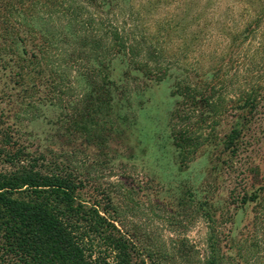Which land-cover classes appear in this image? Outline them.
Wrapping results in <instances>:
<instances>
[{"label":"rangeland","instance_id":"374dc122","mask_svg":"<svg viewBox=\"0 0 264 264\" xmlns=\"http://www.w3.org/2000/svg\"><path fill=\"white\" fill-rule=\"evenodd\" d=\"M166 1L154 13L162 22L184 9L180 0ZM232 1L219 0L212 9L206 53L182 56L184 34L178 31L172 40H162L166 50L176 54L169 55L175 59L166 64L185 68L189 79L196 66L201 72L224 65L209 76L224 79L215 88L221 116L215 122L208 118L212 125L218 122L215 142L182 165L171 136L178 105L173 93L176 75L157 82L133 72L128 82L135 121L121 124L122 138L116 134L106 146L90 143L68 120L85 97L86 86L84 78H78L84 73L78 60L68 62L73 46L63 41L66 22H57L55 44L42 36L52 30L43 22L52 5L41 9L37 0H0V170L17 165L7 157L17 150L57 157L85 180L87 191L99 198L111 195L120 212V229L147 264H264V26L253 27L240 55H226L232 38L221 31L241 23L242 15V6ZM245 16L243 10V30ZM154 18L147 20L150 33L159 23ZM128 67L116 61L113 78L118 80ZM198 79L201 76L193 77ZM254 88L259 90V108L236 125L238 111L229 109V101ZM209 125L203 126L206 133ZM233 128L241 132L231 153L224 140ZM255 195V201L243 203Z\"/></svg>","mask_w":264,"mask_h":264},{"label":"trees","instance_id":"16d2710c","mask_svg":"<svg viewBox=\"0 0 264 264\" xmlns=\"http://www.w3.org/2000/svg\"><path fill=\"white\" fill-rule=\"evenodd\" d=\"M41 1L37 0L41 9L47 7L45 4L53 6L49 18L43 21L52 33L42 36L56 44L59 40L56 24L64 20L67 32L63 41L73 46L67 55L68 62L78 60L84 70L78 78L85 80L86 95L68 119L74 131L86 136L88 142L99 141L104 146L116 134L122 138L125 130L120 125L134 122L136 114L131 106L128 82L131 74L136 72L157 82L176 75L173 93L178 105L172 116L171 136L181 164L187 165L201 148L215 142L218 122L212 123L221 116L222 102L215 99V88L224 79L218 82L217 76L212 79L209 76L224 65H211L201 72L202 67L196 66L193 77L201 76L200 82L193 77L189 79L185 68L166 64V60L175 59L169 55L176 54L168 52L162 40H172L173 33L178 31L184 34L185 42L179 49L182 56L206 53L203 47L211 35L210 14L219 0H180L184 9L164 22L154 13L159 6L168 4L166 0ZM233 4L242 6L241 23L229 32L221 31L232 38L226 55H240L243 41L255 28L264 26V0H233ZM243 10L247 20L244 30ZM151 15L159 23L150 33L147 20ZM116 61L130 66L118 80L113 78ZM259 98V90L254 88L229 101V109L238 111L236 125L243 118L249 120L258 110ZM31 106L26 104L27 108ZM194 117L198 120L194 121ZM208 118L214 122L208 123ZM206 124L212 126L209 125L210 133L203 131ZM240 132L241 129L233 128L224 140L225 149L231 153L237 150ZM4 138L9 146V137ZM16 152L7 157L10 164L17 165L0 170V264H147L130 236L120 229L117 220L120 212L110 194L104 193V198H99L87 191L85 180L57 157L49 159L43 153L27 150ZM257 197H245L243 203Z\"/></svg>","mask_w":264,"mask_h":264}]
</instances>
